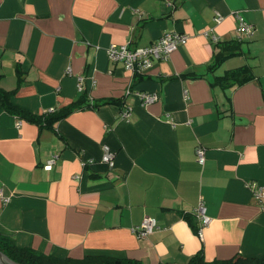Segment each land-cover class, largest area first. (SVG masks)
<instances>
[{
	"label": "crops",
	"instance_id": "obj_1",
	"mask_svg": "<svg viewBox=\"0 0 264 264\" xmlns=\"http://www.w3.org/2000/svg\"><path fill=\"white\" fill-rule=\"evenodd\" d=\"M163 32L185 37L142 69L106 53ZM0 88L32 116L0 102V236L17 248L143 264L264 252V0H0Z\"/></svg>",
	"mask_w": 264,
	"mask_h": 264
},
{
	"label": "trees",
	"instance_id": "obj_2",
	"mask_svg": "<svg viewBox=\"0 0 264 264\" xmlns=\"http://www.w3.org/2000/svg\"><path fill=\"white\" fill-rule=\"evenodd\" d=\"M241 77V76H240ZM8 90H4L0 88V102L4 106L6 110L9 112H15L21 116H28L24 110L12 104L8 101L9 94ZM109 101H104L103 103H107ZM98 102H91L90 106H98ZM75 107V103L68 104L65 107L58 108L53 112H47L42 114L39 118H35L36 122L47 123L50 119L59 117L71 109ZM44 117V119H43ZM0 251L4 252L10 259L16 261L20 264H143L138 259L134 258H117L113 256L106 255H84L80 258H72V257H57L52 254H45L39 251H36L31 248H17L9 238L5 236H0ZM264 263V252L259 256L243 258L237 256L234 260L225 259V260H212L207 261L202 256L200 250H196L193 252L185 261L184 264H262ZM170 264V263H166Z\"/></svg>",
	"mask_w": 264,
	"mask_h": 264
},
{
	"label": "built area",
	"instance_id": "obj_3",
	"mask_svg": "<svg viewBox=\"0 0 264 264\" xmlns=\"http://www.w3.org/2000/svg\"><path fill=\"white\" fill-rule=\"evenodd\" d=\"M216 20H219V17H216ZM252 24L246 21H240L238 23V27L236 28L237 34L241 33L242 35L250 34L252 32ZM184 34L178 32H163L161 33L158 38L148 47H133V46H126V45H114L110 44L106 48V53L110 59L116 61H122L124 66L127 68H138L142 69L146 65H148L149 61H147L146 57H149V53L151 52L153 55L152 57H165L167 53H169L172 49L175 48L177 42L182 41L184 38ZM239 37V36H238ZM145 101L143 103L153 100V95H145L142 94ZM128 109V108H127ZM120 117L127 116V110L119 112ZM195 155L198 161L203 160V149L202 147L198 146L195 147ZM101 160L106 162L109 166L113 164V153L109 149L106 144L102 145V154ZM53 162V157L46 159L44 167L49 168L51 163ZM264 194V191H263ZM0 199L3 201L7 200L6 196L2 195L0 190ZM198 218L199 221L197 222L196 229H199L202 225L206 224L208 221V217L205 215L202 206H198L197 208ZM155 226V220L150 217L143 218L139 224H137L134 229L138 231L140 234H144L150 232V230Z\"/></svg>",
	"mask_w": 264,
	"mask_h": 264
},
{
	"label": "water",
	"instance_id": "obj_4",
	"mask_svg": "<svg viewBox=\"0 0 264 264\" xmlns=\"http://www.w3.org/2000/svg\"><path fill=\"white\" fill-rule=\"evenodd\" d=\"M0 264H20V263L9 259L6 255L0 252Z\"/></svg>",
	"mask_w": 264,
	"mask_h": 264
}]
</instances>
